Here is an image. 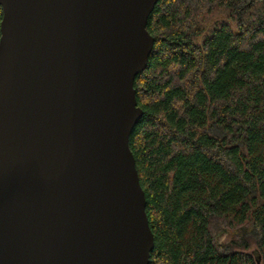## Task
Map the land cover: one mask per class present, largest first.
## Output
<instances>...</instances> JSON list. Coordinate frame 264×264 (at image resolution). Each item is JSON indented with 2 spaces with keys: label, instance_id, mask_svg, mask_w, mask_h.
<instances>
[{
  "label": "water",
  "instance_id": "95a60500",
  "mask_svg": "<svg viewBox=\"0 0 264 264\" xmlns=\"http://www.w3.org/2000/svg\"><path fill=\"white\" fill-rule=\"evenodd\" d=\"M157 2L0 0V264H150L130 136Z\"/></svg>",
  "mask_w": 264,
  "mask_h": 264
},
{
  "label": "trees",
  "instance_id": "16d2710c",
  "mask_svg": "<svg viewBox=\"0 0 264 264\" xmlns=\"http://www.w3.org/2000/svg\"><path fill=\"white\" fill-rule=\"evenodd\" d=\"M147 29L130 148L150 264H264V0H158Z\"/></svg>",
  "mask_w": 264,
  "mask_h": 264
},
{
  "label": "rangeland",
  "instance_id": "374dc122",
  "mask_svg": "<svg viewBox=\"0 0 264 264\" xmlns=\"http://www.w3.org/2000/svg\"><path fill=\"white\" fill-rule=\"evenodd\" d=\"M229 241H230V237L228 236L227 232L221 233V235L219 236V243H224V242L228 243Z\"/></svg>",
  "mask_w": 264,
  "mask_h": 264
}]
</instances>
